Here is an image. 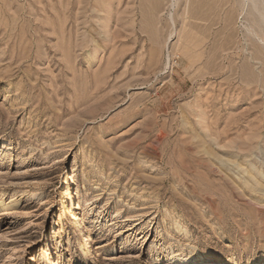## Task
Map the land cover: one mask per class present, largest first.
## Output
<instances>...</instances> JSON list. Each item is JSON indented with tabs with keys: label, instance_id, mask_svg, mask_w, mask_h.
<instances>
[{
	"label": "rangeland",
	"instance_id": "obj_1",
	"mask_svg": "<svg viewBox=\"0 0 264 264\" xmlns=\"http://www.w3.org/2000/svg\"><path fill=\"white\" fill-rule=\"evenodd\" d=\"M50 259L264 264V0H0V264Z\"/></svg>",
	"mask_w": 264,
	"mask_h": 264
},
{
	"label": "bare ground",
	"instance_id": "obj_2",
	"mask_svg": "<svg viewBox=\"0 0 264 264\" xmlns=\"http://www.w3.org/2000/svg\"><path fill=\"white\" fill-rule=\"evenodd\" d=\"M75 207V206H74ZM76 217V216H75ZM56 232V231H55ZM46 246V245H45ZM45 246H43V250H44V254H45V256H46V258H48V257H50V255H51V253H50V249L51 248H48V249H46V247ZM205 258H208V259H210V257H205ZM50 261H51V259H50ZM178 261V260H177ZM182 262H190L191 261V257H184V258H182V260H181ZM48 261L46 260V261H44L43 263H47ZM51 264H55V262H54V260H52L51 261Z\"/></svg>",
	"mask_w": 264,
	"mask_h": 264
}]
</instances>
